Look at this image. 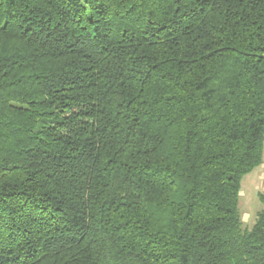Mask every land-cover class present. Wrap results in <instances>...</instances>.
<instances>
[{"label": "trees", "instance_id": "16d2710c", "mask_svg": "<svg viewBox=\"0 0 264 264\" xmlns=\"http://www.w3.org/2000/svg\"><path fill=\"white\" fill-rule=\"evenodd\" d=\"M264 0H0V264H264Z\"/></svg>", "mask_w": 264, "mask_h": 264}, {"label": "rangeland", "instance_id": "374dc122", "mask_svg": "<svg viewBox=\"0 0 264 264\" xmlns=\"http://www.w3.org/2000/svg\"><path fill=\"white\" fill-rule=\"evenodd\" d=\"M264 195V155L261 165L244 175L240 182V211L244 225L250 226L261 207L258 194Z\"/></svg>", "mask_w": 264, "mask_h": 264}]
</instances>
